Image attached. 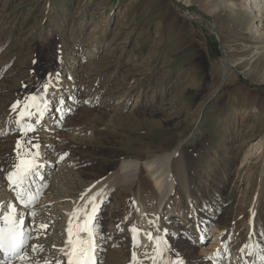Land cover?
Here are the masks:
<instances>
[{"label":"rangeland","instance_id":"1","mask_svg":"<svg viewBox=\"0 0 264 264\" xmlns=\"http://www.w3.org/2000/svg\"><path fill=\"white\" fill-rule=\"evenodd\" d=\"M185 2L0 0V196L13 207L16 188L6 177L18 151L22 158L38 152L41 171L23 186L36 198L28 206L46 196H61L57 205L63 206L75 198L83 202V221L93 207L87 184L99 174L112 175L125 160L144 162L180 148L177 161L193 160L199 174H186L198 202L189 203L193 218L209 224L198 242L186 240L180 235L186 226L173 214L176 202L169 203L160 213L168 235L157 243L163 249L158 264H191L200 257L237 264L250 243L259 247L256 256L243 255L250 264H264V37L256 32L264 20L254 9L245 11L246 0H187L184 8ZM213 7L218 12L206 14ZM224 59L241 60L227 78L221 76ZM51 74L59 75L61 105L51 85L46 93L43 88ZM30 96L48 107L41 118L31 108L33 115L17 123ZM28 125L34 131L22 133ZM144 177L135 187L138 207L144 206ZM42 211L51 212V206ZM136 216L126 229L128 209L121 198L100 203L93 216V264H141L142 254L135 263L128 258L137 254L129 249L128 233L140 230ZM110 223L116 224L113 232ZM214 227L220 244L209 257ZM180 237L187 243L177 250ZM147 242L136 245L154 255L152 240Z\"/></svg>","mask_w":264,"mask_h":264},{"label":"bare ground","instance_id":"2","mask_svg":"<svg viewBox=\"0 0 264 264\" xmlns=\"http://www.w3.org/2000/svg\"><path fill=\"white\" fill-rule=\"evenodd\" d=\"M246 1H248L249 9H246L245 11L250 13V11L254 9L258 17L260 18V20H264V0H246ZM186 3H187V0L184 3L185 5H183L184 8H187L188 6ZM231 6L233 7L234 4L232 3ZM217 12H218V7H213L212 9H210V11H207L206 14H208L209 16H212V15H215ZM256 32L258 36L257 38L262 39L264 37V28L263 29L259 28L258 31ZM239 64H241V60H238L235 63H231L229 62V60H226V59L221 60V76L223 78L229 77V74L232 71H235L237 65ZM58 77H59L58 74L49 75L48 84L49 86L51 85V87L54 90H56L59 95H61L60 96L61 98L59 101L61 105L63 99H62L61 87L58 83L59 81ZM42 106L44 107V104ZM44 113L45 112H43V115ZM43 115L38 114V118H41ZM179 149L180 148H176V150H174L173 152H165L163 155H160V157H156V158L144 161V162L133 160V159L122 161L120 165L118 166V168L115 169L112 175L110 174L109 176L106 177V174L105 175L99 174V177H97L95 180L89 182L88 184L86 183L87 192L89 193L90 196L95 197L94 200L89 199L90 197L87 194V196L89 197L88 199L90 200V201L88 200L89 206H91L90 204H92V206L93 204H95L96 207H98L100 203L106 201L108 197L121 198V202L124 203V205L128 209V217H127L128 220H126L125 223H123V225H125L124 227L126 226L129 227V224L131 223V215H133V213H136L138 222H140L139 224L140 230H137V232H132V231L128 232L130 234V241H131V243L129 244V249L131 250V248L134 247V251L137 253L136 254L137 258L135 261H133L134 263L138 260L140 254L144 256L143 260L141 261V264H158L159 263V260L163 256L162 255L163 249L160 248L157 245V243L160 242L163 244V240H165L166 239L165 237L168 235L166 233L168 232L167 228L165 227L163 220L160 218V213H162L164 208L171 202L172 203L176 202V205L174 206L175 209H174L173 214L175 215V218L178 219L177 223L181 220L180 222L184 223L186 226L184 228L185 229L184 232L180 235H182L184 238L186 237V240L189 239V240H193L194 242L196 241L198 242L200 239H202L207 234V232L205 231V228L209 224L208 221H205L203 219L200 220L198 217L193 218L194 214L192 213L190 209V204L194 207H197L198 202L195 197L194 186L190 183L189 178H187L186 174L188 175V170H189L193 173L192 175H194L198 179H199V174L198 173L196 174L194 171L195 167L193 166V160L187 161V162L177 161L178 157L176 158V156H179L177 155ZM37 159H38L37 163L39 165V168L37 170L39 172L41 171V168L43 166V162H42L43 159H41L40 157H38ZM183 165H185V167ZM142 173H144V176H145L143 178V185H142V187H144L145 189V193L141 195L140 203H142V205L144 206L138 207L136 205V199H134L136 195L135 187L139 185L138 177ZM16 192H17V189L14 190L15 203L17 204V206H20L21 208L24 206L26 207L21 211V208L18 209V207L14 205L15 203L13 204V207L15 206L14 209H15L16 215L18 216L19 219L23 220L24 222L23 231L28 236L26 245L24 247V253L29 258V264H45L46 260L48 261V264H57V261H59L60 264H67L66 256L63 255L61 252V249L66 248V244H65V241L67 239L66 228L68 226L69 219H71L72 225H73V233L75 235L77 224L82 222L81 217H80V212L82 209L81 207H82L83 202L81 203V201H78V199L74 198L72 201H69L68 206H63L64 204L57 205V203H63L64 199L63 198L59 199L61 197V196L57 197L59 195L57 196L52 195L51 197L46 196L45 198L41 199L40 202H38L37 205L35 206H30V205L28 206V204L26 205L23 201L17 198ZM24 192L26 193V191ZM150 195L151 196L155 195V198L157 199L156 203L155 201H154V204L149 203L148 201L150 199L145 201V199H147ZM84 197L86 198V196ZM55 198H57L58 201H54ZM68 198L69 197H67V200H69ZM25 200H27L26 194H25ZM8 205H11L10 200H7L5 197L0 196V216H3V214L8 211ZM45 206H51L52 211L49 213L42 211L45 208ZM146 210L149 211L148 218L145 215ZM195 213H197V211ZM94 214H97V211ZM94 214L92 215L94 216ZM24 216H27V218H25ZM207 217L209 219L210 213L209 215H207ZM41 225H47L48 227L46 229L41 228L40 227ZM92 226L94 230L95 224H93ZM115 226L116 224L110 223V231L113 232V229L115 228ZM148 226H150V228H148ZM213 229H212V232H216L217 234L216 236H214V244H213L214 246L210 248L209 250V252H211L209 257L216 256L217 251L215 252V250L218 249L217 246L220 244V242L216 244L218 241L217 237L220 235L219 229L216 227H214ZM147 233H151L153 237L152 245H153V249H155L154 255L151 253H147L146 255V253L140 250L139 246L136 245V244L145 243L149 240L148 236L146 235ZM80 235L81 237L86 238L85 233H80ZM184 238L180 237L178 238V240L176 239L175 249L179 250L181 246L186 245L187 242L184 241ZM107 241L108 240H106L105 243H107ZM95 242H96V236H95ZM98 242L100 241L98 240ZM167 244L166 246L168 247ZM34 245L36 246L35 251H33ZM105 247L103 248L105 249ZM172 248H174V246L171 247V249ZM258 248L259 247L257 246L254 247L252 243H250L249 246L245 245V248L242 250V252L236 256L235 263L250 264L249 260H247L245 256H247L248 254L251 257L254 253L256 256ZM95 249L97 250L99 248H95ZM97 255H98V252L96 251L93 252L92 259L96 258ZM174 256L172 257L175 258ZM241 256H243L242 262L240 261ZM172 260H176V259H172ZM110 261H113V260H110ZM183 262L184 264H188L186 260ZM190 262L191 264H216L212 261V259L209 260L203 257L194 258V260H191ZM109 263H112V262H109ZM12 264H20V262L13 260Z\"/></svg>","mask_w":264,"mask_h":264},{"label":"snow or ice","instance_id":"3","mask_svg":"<svg viewBox=\"0 0 264 264\" xmlns=\"http://www.w3.org/2000/svg\"><path fill=\"white\" fill-rule=\"evenodd\" d=\"M45 93L47 92L49 85L45 84L43 86ZM30 103H26L24 108L19 113L17 123L24 116H31L33 113L30 111L31 108H35L37 114L43 115V112L47 109V101H39L38 97L30 96L28 97ZM40 103L44 104V107H40ZM19 102L14 103L11 107L15 110ZM29 131H34L31 125L26 127H21V132L26 133ZM29 143H31L29 141ZM34 148H38L39 145H33ZM20 149V141H17V150ZM67 155V154H64ZM39 153H29L25 157H17V163H15L13 171H10L6 177L8 182L17 189L16 196L26 205L32 203L35 200V195L28 193L27 200H25V192L23 186L29 180L35 171L39 168L37 163V157ZM61 156L60 159H63ZM92 200L95 197L91 198ZM97 211V207L93 204L92 214ZM75 212V210H74ZM85 213L82 222L78 223L76 226V233H73L72 220L69 219L68 226L66 228L67 239L65 241L66 248L61 249L63 255L66 256L67 264H93V252L95 247V236L96 233L93 230V215ZM24 222L19 219L16 215L15 209L12 205H8V211L0 216V254L5 257L3 264H12L13 260L19 261L20 264H29V258L24 253V247L28 239L27 234L23 231ZM41 228H47V225H41ZM130 231L137 232L135 227L131 228ZM80 233H85L86 238L81 237ZM151 241L153 239L151 233L146 234ZM135 238V237H134ZM36 250V246H33V251ZM132 260H136V254L133 253ZM48 264V261H45ZM57 264H60L57 261ZM175 264H184L182 259H177Z\"/></svg>","mask_w":264,"mask_h":264}]
</instances>
